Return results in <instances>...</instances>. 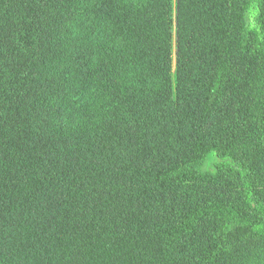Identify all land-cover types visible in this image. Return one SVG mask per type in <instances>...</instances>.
<instances>
[{
    "label": "trees",
    "instance_id": "16d2710c",
    "mask_svg": "<svg viewBox=\"0 0 264 264\" xmlns=\"http://www.w3.org/2000/svg\"><path fill=\"white\" fill-rule=\"evenodd\" d=\"M0 264H264V0H0Z\"/></svg>",
    "mask_w": 264,
    "mask_h": 264
},
{
    "label": "rangeland",
    "instance_id": "374dc122",
    "mask_svg": "<svg viewBox=\"0 0 264 264\" xmlns=\"http://www.w3.org/2000/svg\"><path fill=\"white\" fill-rule=\"evenodd\" d=\"M172 41H173V51H174V41H175V29H174V22L172 20ZM174 73V72H173ZM174 94V90L172 93V96ZM174 98V96H173ZM170 117H171V126L172 128L176 127V108H175V103L172 102V107H171V111H170Z\"/></svg>",
    "mask_w": 264,
    "mask_h": 264
}]
</instances>
